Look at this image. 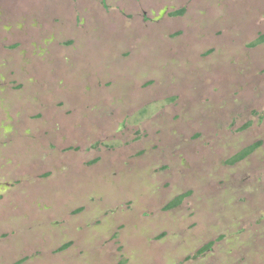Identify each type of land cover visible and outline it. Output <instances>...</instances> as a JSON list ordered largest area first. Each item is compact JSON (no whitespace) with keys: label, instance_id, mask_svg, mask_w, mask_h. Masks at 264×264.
Instances as JSON below:
<instances>
[{"label":"rangeland","instance_id":"obj_1","mask_svg":"<svg viewBox=\"0 0 264 264\" xmlns=\"http://www.w3.org/2000/svg\"><path fill=\"white\" fill-rule=\"evenodd\" d=\"M260 36L264 0H0V264H264Z\"/></svg>","mask_w":264,"mask_h":264},{"label":"trees","instance_id":"obj_2","mask_svg":"<svg viewBox=\"0 0 264 264\" xmlns=\"http://www.w3.org/2000/svg\"><path fill=\"white\" fill-rule=\"evenodd\" d=\"M183 13V8L181 9H177V10H174L172 11L170 14L171 15H180ZM264 40V36H260L256 42H260ZM247 124H245L246 126ZM244 126V127H245ZM260 142L259 141H256L250 145H248L247 147H245L244 149H242L241 151H239L238 153H236L230 160V162H235V161H238L242 158H244L245 156H247L248 154H250L255 148H257L259 146ZM185 196V194H180L176 197H174L170 202H168V204L166 205L168 208H171L173 206H176L181 200L182 198ZM210 246V243L206 244L204 247H202L201 250H204V249H207L208 247ZM66 247V244L65 245H62L60 248H64ZM20 261H17L15 264L19 263Z\"/></svg>","mask_w":264,"mask_h":264}]
</instances>
